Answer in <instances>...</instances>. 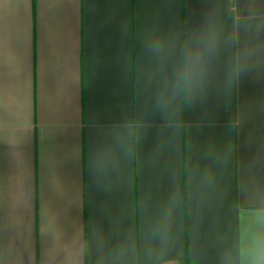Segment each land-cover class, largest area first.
<instances>
[{
	"label": "crops",
	"instance_id": "obj_1",
	"mask_svg": "<svg viewBox=\"0 0 264 264\" xmlns=\"http://www.w3.org/2000/svg\"><path fill=\"white\" fill-rule=\"evenodd\" d=\"M264 0H0V264H254Z\"/></svg>",
	"mask_w": 264,
	"mask_h": 264
},
{
	"label": "clouds",
	"instance_id": "obj_2",
	"mask_svg": "<svg viewBox=\"0 0 264 264\" xmlns=\"http://www.w3.org/2000/svg\"><path fill=\"white\" fill-rule=\"evenodd\" d=\"M256 255L259 259L254 264H264V238L256 241Z\"/></svg>",
	"mask_w": 264,
	"mask_h": 264
}]
</instances>
